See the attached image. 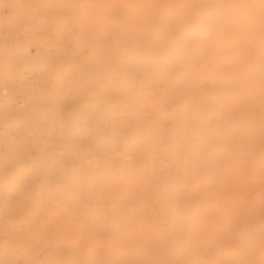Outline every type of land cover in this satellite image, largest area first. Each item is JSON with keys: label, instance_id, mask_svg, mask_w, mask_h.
<instances>
[{"label": "bare ground", "instance_id": "6f19581e", "mask_svg": "<svg viewBox=\"0 0 264 264\" xmlns=\"http://www.w3.org/2000/svg\"><path fill=\"white\" fill-rule=\"evenodd\" d=\"M0 264H264V0H0Z\"/></svg>", "mask_w": 264, "mask_h": 264}]
</instances>
